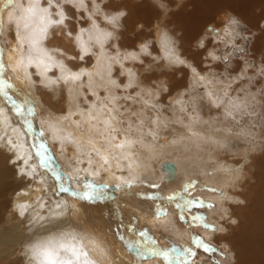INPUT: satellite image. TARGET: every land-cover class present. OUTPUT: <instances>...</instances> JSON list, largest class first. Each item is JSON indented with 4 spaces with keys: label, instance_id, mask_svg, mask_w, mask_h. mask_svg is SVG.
I'll use <instances>...</instances> for the list:
<instances>
[{
    "label": "bare ground",
    "instance_id": "6f19581e",
    "mask_svg": "<svg viewBox=\"0 0 264 264\" xmlns=\"http://www.w3.org/2000/svg\"><path fill=\"white\" fill-rule=\"evenodd\" d=\"M101 2L84 0L83 6H74L65 0H52L51 4L39 0L38 5L36 0H0V89L20 105L22 113L18 115L12 103L0 95V264H24L20 253L25 244L61 235L76 238L73 247L80 253L79 260L67 253L75 264H172L168 253L160 249L169 253L187 249L189 234L178 222V209L169 197L196 174L207 185L227 187L245 182L253 186L249 205L240 215L237 210L229 216L226 206L205 202L210 200L208 193L200 197L216 210V221L227 224L214 238L237 253L238 264H264V156L254 158L255 168L250 163L243 172L216 158L233 145L232 124L241 129L245 115L250 117V96L246 90L239 92L235 83L215 84L212 75L202 70V52L199 55L192 52V46L186 47L202 34L209 44H232L229 11L259 32L261 22L252 13L261 7L264 16V0H158L159 7L153 0ZM29 7L35 12L28 13ZM42 8L48 9L52 20H59L58 13L63 11L64 23L52 24L42 34ZM155 8H160L161 16ZM120 9L128 12L124 30L119 39L106 41L105 32L112 29L103 16ZM162 28L173 36L183 32L177 37L181 55L193 62L197 74L186 67L164 70V61L158 59L167 50ZM261 35L252 50L255 58L264 56V29ZM149 39L152 55L140 59L144 69L157 72L142 75L139 60L131 59L130 53L138 54L137 43ZM33 40H39L35 48ZM81 41L92 55H83ZM210 50L215 55L210 47L203 53ZM41 59L44 64L37 67ZM47 64L52 67L44 72ZM240 70L241 63L235 72ZM182 72L195 88L205 87L216 119L221 118L210 130L204 129L202 115L197 119L189 116L185 131L171 129L170 122L182 121L186 112V102L178 91L189 84L172 81L178 73L182 77ZM73 75L79 79H71ZM165 80L167 91L160 86ZM122 104L134 115L125 114ZM146 111L152 113L148 124L144 122L148 120ZM249 128L246 125L241 130L249 133ZM121 143L124 147H117ZM167 162L176 165L172 179L162 168ZM131 180L136 184L132 181L134 187L127 190ZM100 182L117 186L114 195L107 194L113 190L86 192ZM135 189L155 193L150 201H139L130 196ZM157 195L170 202L161 207L154 202Z\"/></svg>",
    "mask_w": 264,
    "mask_h": 264
},
{
    "label": "rangeland",
    "instance_id": "374dc122",
    "mask_svg": "<svg viewBox=\"0 0 264 264\" xmlns=\"http://www.w3.org/2000/svg\"><path fill=\"white\" fill-rule=\"evenodd\" d=\"M123 1L124 0H113L114 3H122ZM101 3L104 4V2H101ZM236 4H238V1H235L234 5H236ZM231 5L233 6V4H231ZM232 6H231V8H232ZM233 8H235V6H233ZM155 9H156L155 10L156 12H158V10H159V12H160L159 15L161 16L162 11L160 10V8H155ZM176 9L177 8H175V11H178ZM178 9H180V8H178ZM188 9L190 10L191 8L189 7ZM229 12L234 13L233 11H229ZM260 12H261V7H257L254 9V13H252L253 17H257L258 23L261 21H264V16L262 17ZM166 20L172 21L171 18H167ZM244 22L248 25V27L241 29V31L244 33H247L249 36L254 35L253 34L254 32H253L251 26H249V24L245 20H244ZM263 29L264 28H259V30H260L259 35H255L254 41L251 39L247 40V41H240V40L236 39L234 36L232 44H224L223 46H220L219 42H211L209 44V40H207L206 46L203 49H201L200 51L199 50L195 51L196 53L202 52L201 57L203 59L200 57L201 58L200 60L202 62L201 65L203 67L202 70H204V71L207 70L206 74L208 73L209 75L210 74L212 75V81H214L215 84H218V85L225 87L229 84L235 83L234 85L240 89L239 92H243V90H246V93H245L246 96H250V97H247L250 101L249 104L251 106L250 117H247V115H245L246 118L244 119L243 123H241L242 128L246 125L251 127V128H249L250 131L248 130L249 133H246V131H244V130L242 131L241 130L242 128L240 129L237 124L234 125V123L232 122L233 123L232 127L234 129L233 134H234V136H236L235 139L232 141L233 145L231 147H225L224 149L221 150V153H219V157L216 156V158H218L217 159L218 162L222 163V161H223L222 164L226 163V164L231 165L233 167L237 166L235 168H237L240 172H243V170L245 168H248V166H250V163L253 165L257 158L264 156V70H263L264 67L261 66L264 64V56L260 57L261 55H259V58H261V59L255 58L256 54H254V52H252L253 47L256 44L257 37L262 36L261 31H263ZM0 45H1V39H0ZM191 46H192L191 43H188V45L186 43V47L190 48ZM238 46H242L245 50L243 52H241L240 47H238ZM208 47L212 48L214 52L216 51L215 55L220 57L219 61H211V59H209V57H206L207 52L205 54L203 52ZM192 52L195 53L193 50H192ZM88 55H92V54H88ZM199 55H200V53H199ZM258 60H261V62H258ZM239 63H241V70H240L241 72H235V71H237V67L239 66ZM139 65H140L139 66L140 69L142 70V75H145V74L148 75L150 73L148 70L150 67L148 69H144L145 68L144 62H143V64L139 63ZM256 66H257V70H256ZM243 69L246 71L248 70V71L246 72ZM208 71H210L211 73ZM155 72H157V70L153 69V71L150 73V75H152ZM182 74L183 75L181 77V73H178L176 78H175V76L172 78V81L175 82L177 80L178 81L181 80L184 83L189 84L188 87L179 89V91H178V94H180L179 97L181 98L182 97L181 94H182L183 95L182 99H184L186 102V103L184 102L185 106H186V112H183L185 116L183 115L182 121L178 120V119H174L170 122V126L172 127L171 129L174 131H176L177 129H179V130L185 129L186 130L185 126L187 125L190 117H195L197 119L200 117V115H202V116H204L203 117L204 118V120H203L204 121V125H203L204 129L210 130L211 128L215 127V125L218 124V122H217L218 120L221 121V118L216 119V117H215L216 111L212 110L211 103L208 100V98H206L205 87L200 86V87L195 88L194 85H192V82H190V81L188 82L186 73L182 72ZM185 78H186V80H185ZM251 80H253V82L254 83L256 82V83L254 84ZM180 91H182V92H180ZM120 97L123 98L124 96L120 95ZM250 98L252 99V101ZM127 101H129V100H127ZM133 105L134 104L130 105V107L133 108ZM125 106H126L125 104H122V107L124 109L125 114L133 116L134 115L133 113H131V114L127 113L129 111H126ZM137 109H138V107H137ZM163 111H165L164 108H163ZM168 112H170V111H168ZM145 113H147L148 120L146 119V120H144V122H145V124H148V123H150L149 120H151L150 117H152V113L149 111H146ZM252 118H253V120H252ZM135 120H137V119L135 118ZM249 120L252 121L253 124ZM248 122H249V124H248ZM229 125H231L230 122H229ZM122 127H123V124H122ZM185 130H183V131H185ZM186 132H188V131H186ZM132 134L133 135L135 134L134 136H136L135 132H132ZM172 135L175 136V134H172ZM171 138H173V137H171ZM246 150L248 152H246ZM226 153H228V154H226ZM248 154L250 155V158L246 157L247 159L246 158L244 159L245 155L249 156ZM242 157L244 160L242 159ZM232 158H233V160H232ZM254 158H255V161H254ZM241 161H243V162H241ZM233 164H235V165H233ZM253 166L255 168V165H253ZM256 180H257V176H256ZM132 181H134V180H131L126 185L127 190H131L134 187V186L132 187V184H133ZM185 183H186L185 187L182 186L181 188H177L173 192V195H171L170 197L172 198L171 200H172L173 205H175V207L178 209L177 210L178 222L180 223V225L182 227H184L187 230V233L189 234V246L188 247L186 246L187 249H184L182 251L175 250L171 253H169V251L166 250V248H163L160 250H162V252L168 253L167 255L170 258V262L172 261L171 262L172 264H183V263L184 264H238L237 253L232 252L230 250H227L226 248L223 247L222 244L217 242V240L214 238V236L221 233L220 232L221 229L224 230V228L227 226V224L225 222L219 223L218 221H216L215 214H213V212L216 210H214L210 206L206 205L203 202L206 199H202L200 196H202L204 194V192L208 193L210 195V197H209L210 200H206L205 202L208 201V203L210 205L214 203L213 205H216L217 207H219V206L225 207L226 206V208H227L226 210L229 213V216H231L232 213L233 214H235V212L237 213V210H238V214L240 215L242 213V210H245V207L247 205H249V202H250L249 196L253 192V190H252L253 186H251V188H252L251 189L250 186H246L245 182L241 183V184H237V182H236L235 184L229 185L227 187L212 186L211 184L207 185L206 183L202 182L201 177L197 174L195 176H191L189 178V180L186 181ZM134 184H136L135 181H134ZM90 186L91 187H89L88 190H86V192L90 191L92 193H96L98 191L99 192H102V191L108 192L110 190L111 191L113 190V192L107 193L109 195V197L114 195V190H115V188H117V186L110 187L108 184L101 183V182L94 184V185H90ZM132 192H133V194L130 196L134 200H139V201L140 200L141 201L147 200L148 201V199H149V201H150L151 200L150 198H153V195L151 194L153 191H150L151 193H149V191H147V190L135 189ZM153 193H155V192H153ZM219 196H220V198H219ZM223 197H224V199H223ZM225 197L228 199L230 198V200H228V199L226 200ZM218 198L222 199V201L217 200ZM189 200H192L193 203H192L191 207L186 208L187 202ZM168 201L169 200H163V198L159 197V195H157V197L154 198V202L159 203V205L161 207H164L168 203ZM241 206H243L244 208L242 207L243 208L242 209ZM223 225H226V226H223ZM131 231H132V233L135 232L132 229H131ZM209 236H211V237H209ZM139 237H140V240L142 241V243L145 244V241H144L145 239H143V237H141L140 235H139ZM197 237L200 238L198 244L194 242V241H196ZM175 252L177 255L175 254ZM189 253H193V254L190 255Z\"/></svg>",
    "mask_w": 264,
    "mask_h": 264
},
{
    "label": "clouds",
    "instance_id": "9594fccd",
    "mask_svg": "<svg viewBox=\"0 0 264 264\" xmlns=\"http://www.w3.org/2000/svg\"><path fill=\"white\" fill-rule=\"evenodd\" d=\"M66 2V0H65ZM107 2V0H103ZM95 3V0H93ZM153 3H157L159 7L158 0H153ZM99 7V6H98ZM176 10H179L178 8ZM128 16L126 9H120L118 11H113L110 14L105 13L103 16L104 21L110 26L112 30L105 32V40H116L119 39V32L124 30L123 21ZM230 17L227 21V26H230V32L235 36L236 39L240 41H247L255 39V35H259V32L253 30L254 35L249 36L247 33L241 31V29L247 28L248 25L241 19L239 16L234 13L228 12ZM155 23V22H154ZM93 26H95V21H93ZM138 28H142L143 25H138ZM260 27L264 28V21H261ZM207 28L205 29V32ZM183 32L177 33L173 36L167 28L161 29V37L166 47V51L163 53V56L158 58L164 61V70L172 71L173 69H179L181 67H186L190 70V73L197 74L198 69L195 67L193 62L187 57L181 55L180 40L178 36H182ZM206 36L202 34L196 40L192 42V50L198 51L205 47ZM151 46L152 40H144L137 43V48L139 53L132 52L130 53V58L133 60H139L140 63H143V60L140 59V56H151ZM240 51L243 52L245 49L242 46ZM83 55H88L91 52V48H82ZM207 57H210L213 61H219L220 57L214 55L211 50L206 53ZM118 62V61H117ZM128 71H131L130 69ZM165 79V78H162ZM116 83V81H112ZM164 91L168 90V84L165 82L160 85ZM242 202V201H241ZM21 215L23 213L21 212ZM226 231V230H225ZM75 237L70 235H61V236H48L36 239L28 244L23 246V250L20 255L24 257V264H75L74 260L69 258L67 253H71L70 249L75 243ZM234 255V254H233Z\"/></svg>",
    "mask_w": 264,
    "mask_h": 264
},
{
    "label": "snow or ice",
    "instance_id": "6c2138e0",
    "mask_svg": "<svg viewBox=\"0 0 264 264\" xmlns=\"http://www.w3.org/2000/svg\"><path fill=\"white\" fill-rule=\"evenodd\" d=\"M51 2H52V0H49V3H50V4H51ZM66 2H67V3H71V4H73L74 6L77 5V4H79L80 6H83V4H84V0H66ZM9 3H11V0H9ZM36 3H37V5H38L39 0H36ZM26 11H27L28 13H34V12H35V9H34L33 7H29ZM40 11H41L42 13H44V15L40 17L41 23L44 24V27L41 29V33H42V34H44V33L47 32V28H48V26H50V25H52V24H63V23H64V20H65V14H64L63 11H61V12L58 13V15H59V17H60L59 20H52V19H50L49 16H48V9H47V8H42V9H40ZM0 25H2V18H0ZM42 38H43V35H41L40 39H42ZM77 39L80 40V37H77ZM38 43H39V40H33V41H32V45H33V47L35 48L36 45H37ZM81 47H82V48H87V47L84 45V42H83V41H81ZM38 50L41 51V52L44 51L43 49H38ZM45 55H46V53H45ZM48 59H49V60H52V57H48ZM28 63L31 64V63H32V60L29 59ZM42 64H44V61L41 59V60L38 61V63H37L36 66H37V67H40V65H42ZM51 67H52L51 64L44 65V72L49 71ZM60 67H61V69L63 70V65H60ZM71 79H74V80H75V79H79V76H78V75H73V76H71ZM53 82H54V81H53ZM0 95H3L6 101H9V102L12 103L13 108H14V110L17 112L18 115H22V113H21V111H20V105H18V104H16L15 102L11 101V98L8 97V96H7V93H6V92H3L2 89H0ZM29 111H33V110H32V109H29ZM174 143H175V142H174ZM117 147L123 148V147H124V144L121 143L120 145H117ZM38 155H39V153H38ZM24 163L27 164L28 161L25 160ZM105 163H107L106 160H105ZM85 198H88V197H85ZM169 199H172V198L169 197ZM192 203H193V201H192V200H189V201L187 202L186 208H187V207H191ZM22 207H23V206H22ZM181 218H182V217H181ZM199 240H200V238L197 237V238H196V241H194V242L198 244V243H199ZM70 251H71V254H72L74 257H76L77 260H79V258H80V253L78 252V250H77L75 247H72V248L70 249ZM189 254L192 255L193 253H189ZM85 255H86V254H85ZM153 255H155V253H153ZM69 264H71V261H69Z\"/></svg>",
    "mask_w": 264,
    "mask_h": 264
},
{
    "label": "water",
    "instance_id": "95a60500",
    "mask_svg": "<svg viewBox=\"0 0 264 264\" xmlns=\"http://www.w3.org/2000/svg\"><path fill=\"white\" fill-rule=\"evenodd\" d=\"M163 170L169 174V178H174L176 176V165L173 162L164 163L162 166Z\"/></svg>",
    "mask_w": 264,
    "mask_h": 264
}]
</instances>
